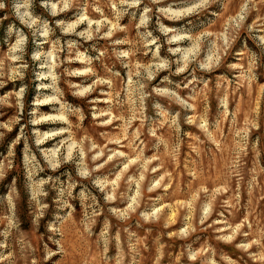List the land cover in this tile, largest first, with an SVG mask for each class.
I'll return each instance as SVG.
<instances>
[{
  "label": "rangeland",
  "instance_id": "1",
  "mask_svg": "<svg viewBox=\"0 0 264 264\" xmlns=\"http://www.w3.org/2000/svg\"><path fill=\"white\" fill-rule=\"evenodd\" d=\"M0 264H264V0H0Z\"/></svg>",
  "mask_w": 264,
  "mask_h": 264
},
{
  "label": "bare ground",
  "instance_id": "2",
  "mask_svg": "<svg viewBox=\"0 0 264 264\" xmlns=\"http://www.w3.org/2000/svg\"><path fill=\"white\" fill-rule=\"evenodd\" d=\"M174 12L178 14V12H180V11H174ZM48 118H54V117L50 115ZM63 131H64L63 129L62 130L61 129L60 130L59 129L58 130H52V131H50L47 134V136L49 137V136L56 135L58 133L60 134ZM56 152H57V149L56 148H52L48 152H45V157L48 159L47 161H49L50 163L54 162L55 161V158H56V156H55L56 155Z\"/></svg>",
  "mask_w": 264,
  "mask_h": 264
}]
</instances>
